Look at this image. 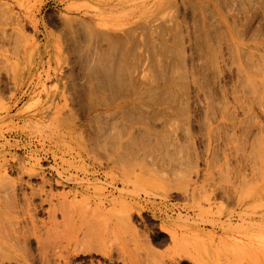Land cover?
Returning <instances> with one entry per match:
<instances>
[{"label": "rangeland", "instance_id": "1", "mask_svg": "<svg viewBox=\"0 0 264 264\" xmlns=\"http://www.w3.org/2000/svg\"><path fill=\"white\" fill-rule=\"evenodd\" d=\"M195 3L208 10L198 19L188 10L184 20ZM2 10L9 14L0 12V239L10 250L0 264H264V0H0ZM75 22L87 36L100 30L126 40L131 31L141 43L150 23L170 31L175 24L182 37L170 35L180 46L202 29L203 52L218 50L216 59L215 51L198 52L217 80H204L216 89L201 91L205 114L195 124L186 112L160 116L164 146L94 150L82 134L87 110L63 95L67 84L83 85L63 60H73ZM4 31L14 34L10 44ZM91 41L98 42L80 39ZM175 63L173 76L175 67L182 78L190 72ZM71 69L76 78L64 80ZM122 125L119 133L130 126Z\"/></svg>", "mask_w": 264, "mask_h": 264}, {"label": "bare ground", "instance_id": "2", "mask_svg": "<svg viewBox=\"0 0 264 264\" xmlns=\"http://www.w3.org/2000/svg\"><path fill=\"white\" fill-rule=\"evenodd\" d=\"M175 4H177V3H175ZM189 4H192V3H189ZM203 4H205V3H202V5H199V3H195L194 5L188 6L184 10V14H182L183 15L182 17L184 18V20H185V17L188 18L190 16V15H188V13H189V12H187L188 10H190V13H191L193 19H194V17L197 18L196 16H199L201 14L199 12H201L202 8L205 10H208L206 7L207 5L205 6ZM173 5H174V3H173ZM5 10L7 11V9H5ZM210 10L211 9H209V11ZM4 11L2 10L0 12L4 13ZM9 12H11V11L9 10ZM180 12H183V10H181ZM203 12H204V10H203ZM210 13H212V11ZM213 13H214V11H213ZM8 14L9 13H7V15H5V14L1 13L2 16L3 15L8 16ZM214 14H216V13H214ZM12 15H14V16H12V17L9 16L11 18V20L8 17H6V19L4 17V20H7L6 22L11 23L13 17L14 18L16 17L14 12ZM159 16L160 15H158V17ZM213 16L215 17V15H213ZM19 17H21V15ZM150 17H149V19H150ZM209 17H210V15H209ZM216 17H218V16H216ZM154 18L157 19V17L155 15L151 19H153V21L154 20L157 21ZM160 18L158 19V21L160 20ZM183 18L180 17L179 19H183ZM207 18H208V16H207ZM215 19H212V20H215ZM18 20H20V19L17 18L16 21L15 20H13V21L17 22ZM78 20H76V22L81 21V20H79V21ZM200 20H202V19L200 18ZM22 21H20V22H22ZM144 21H147V19H145ZM0 22L4 23L2 20ZM81 22H82L81 24H84L83 21H81ZM148 22H150V21L148 20ZM157 22H155V25ZM191 22L192 21H190L189 23H191ZM23 23H21V25ZM79 23H76V25H74L75 28H77L79 26L78 27L79 29L77 28L78 30L75 29L76 32L74 31V27L71 26V28H73L72 29L73 32L76 34V35L72 36V39L70 38V40L72 42L70 44V45H72L71 46L72 47V50H71L72 54L70 53V55H72L71 57H73V60L70 58H65V59L63 58V60H64L65 64H67V66L72 65V67L74 69L76 67L79 70V72H80L79 74L82 75L80 80L83 82L82 83L83 85L79 86L78 80H75L74 84L72 83L71 86H69V84H67L66 93H65V88H64L63 95H65V94L69 95V99H71L69 101H71L73 103L72 105H75V106L77 103V105H79L78 108L80 111L83 110V109H81L82 106L83 105L85 106V107L83 106V108H85V110H87V114H86L87 116H86V120L84 121V123L81 126L84 127L86 125L87 127L85 126L84 127L85 129L82 128L83 129L82 134L85 135V142L90 147H92L94 150H97V149L101 148L102 146H104V147H107L110 149H114L115 153L121 154V152H124L127 150L130 151V149H134L135 147H139V149L141 147V150L144 149V151H146L147 149H153V148H156L159 146H164L165 144H168V142L162 140L160 138L159 133H160L161 129H163L164 127H166L168 125V123L166 120H164L165 118H162L163 121L164 122L166 121L167 124H166V126H163L164 124L162 126H160L159 122H157V120L160 116L164 115L165 117H169L168 119H171V117L172 118L179 117L182 113L184 115V113L186 112L185 116L188 113L191 115L193 114L192 118H191V115L188 114V118H189L188 124H195L196 119L194 120V118L200 117L199 114H201V115L205 114L204 113L205 108L203 106L204 103H202L205 101L201 100L202 99L201 98V91H202L203 95L204 94L206 95V92H208V93L212 92V90L215 89L214 87L211 91H207V90L209 88L211 89L213 84H214V86H216L215 83L217 80H214V78H215V77H213L215 75L214 71L213 72L208 71V68H207L208 65L206 68L204 67L206 65H201L203 59L205 62V63L203 62V64H206V62H207L210 65L209 62L211 60L209 61V59H208V61H205V58H203V59H201V58L206 57V55L208 54L207 52H209V55L211 56L212 53L215 51L214 50L212 53H210L212 51V49H211V51H209L210 50L209 49L206 53L203 52V49L206 47L205 46L206 40L204 37L202 38L200 35L198 37V35H197V33L198 32L200 33V31L202 29L201 30L199 29L200 31L197 29V31H198V32L196 31L197 33L194 32L196 28L194 29L193 32L191 31L192 33H195V35L190 33L191 37L186 39V41L184 40L185 44H183V45L181 44L182 47L179 45L181 42H178L180 40V38L179 37H178V39L176 38L179 34L178 31L181 32L182 28L180 27L181 28L180 30L176 29L177 31L175 30V32H177L178 34H174V31L172 29V27H175L174 23H173L174 26L171 27V31H170L169 26L171 24L167 27V29H168L167 30V29H164L165 26H167L165 24H164L165 26L163 28H160L161 25L163 26V24H161V22H160L161 25L157 24L158 28H156L157 26L152 25L154 23H152V24L150 23V26L148 25V27L150 28L149 30L152 32L148 34V31H147V33H145V34H146V36L151 34V37H148V40H147L146 36L145 37L142 36L146 40L145 41L142 39V41H144V43L140 42L141 40L139 39V37H137L139 40L135 39V36L133 37V35H132L133 32H131V31L130 32L129 31L124 32V34H126V40H125L124 39L125 37L123 34L119 33L117 35V34L106 33L105 31H103L101 33V31L98 30L100 33L97 31L96 32L92 31L93 33L92 32L88 33V35L91 38H96L98 40V42L93 44L92 43L93 41H91V43H88V45H86V44L84 45L80 42V39L83 37H89V36L85 35V34H87V32H84L86 29L84 31L81 30L82 27L84 29V25L86 23L84 25H80ZM175 23L177 25V22H175ZM72 24H74V23H72ZM197 24H198V22H197ZM202 24H203V22H202ZM9 25H11V24H9ZM21 25L19 24V25H15L13 27H16V26L19 27L20 26L19 28L21 29L22 28ZM181 25H183V23ZM66 26H68L67 28L70 29L69 24H66ZM144 26L141 25V28ZM198 26L200 27L201 24L200 25L198 24ZM85 27L87 28V24L85 25ZM146 28L147 27L145 26V28L143 30L145 31ZM205 28H207V27L205 26ZM159 29H164V30H162V32H161ZM146 30H148V29H146ZM158 30L161 32L160 35H158L159 34ZM12 31H14V30H12ZM141 31H142V29H141ZM186 31L184 34H186ZM218 31L220 33V30H218ZM222 31H224V30L222 29ZM4 32H6V31H4ZM11 32H9V33H11ZM104 32H105V34H103ZM170 32L173 33V36H176V37H171L172 34L170 35ZM183 32H181L179 34V36H181ZM215 32L212 34H215ZM7 33L8 32H6V34ZM14 33H15V35H16V33H17V35L19 34L17 31L16 32L14 31ZM136 33H135V35H136ZM187 33L189 34L188 31H187ZM202 33H203V31H201L200 34H202ZM8 34L3 35V36L8 38ZM11 34L14 35L13 32ZM11 34H9V36ZM188 34H186V35H188ZM167 35H169L171 38L170 37L168 38ZM192 35H193V37L195 36V40L192 37ZM260 35H261V33H260ZM11 36H10L9 44L11 43V39H14V36H12L13 38H11ZM206 36H208V35H206ZM210 36H212V35L210 34ZM210 36L207 38L208 39L211 38ZM222 36H224V35L222 34ZM238 36H240V35L238 34L237 37ZM155 37L157 38L156 40H155ZM173 39H175L178 42V44ZM181 39H182L181 41H183L184 38H181ZM171 40H173V43L175 41V43H174L175 47H176V45L177 46L179 45L182 49L179 50V48H178L179 46L177 47V50L175 47L172 48V46L169 45V43L172 42ZM204 40H205V42H204ZM103 41H108V47H106L103 43H101ZM184 41L182 43H184ZM207 42L211 43L208 40H207ZM116 43H118V44L116 45ZM171 45H172V43H171ZM106 49H108V50H106ZM145 49H147V50L144 51ZM205 49L207 50L208 47H206ZM178 50L180 51V53H177ZM182 50H183V52H181ZM206 50H204V51H206ZM69 52H68V54H69ZM198 52H200V53L203 52V53H201L202 55L205 53L204 54L205 56L200 57L201 55H199ZM215 52H216L215 54L213 53L215 56L214 55L213 56H214V58L215 57L217 58L216 55L218 53V50ZM187 53L193 58V59H191V61L189 59H188L189 61H187V59L185 57ZM179 54H180V57L178 56ZM220 54H221V51H220ZM209 55H207V58ZM18 56H19V53H18ZM213 56H211V57H213ZM207 58H206V60H207ZM9 59H10V57H9ZM158 59H160V61H162L161 62L162 64L160 63V61H159L160 64L159 63L157 64ZM218 59L213 60V63L214 62L218 63L217 62V61H219ZM200 60H201V64H200ZM178 61H180V62H178ZM175 62H178V63H175ZM174 63H175V66H176V64L182 65L181 66L182 68H186L185 67L186 65L189 66L190 72H188L189 71L188 68L184 69V70H187L186 72H184V73H186V75H185L186 78H185V76L183 78H182V76L180 77V75H181L180 71H181V73L183 71L181 69H180V71H178L179 69H177V67H175V69H176L175 71L178 73V75L179 74L180 75L178 76L176 73V76H178V78L176 76L172 75V73L175 74V72H173L174 68H172V66L174 67ZM210 66H212V65H210ZM72 69L70 71L69 70L68 71L71 72ZM205 69H206V71H208L209 75L208 74L205 75ZM210 70H212V69H210ZM75 71H74V73L71 72L70 75H69V73H67V76L65 77L64 80H67V79H73L74 80L76 78L77 73H78ZM210 72L213 73V76L210 75L211 74ZM75 73H76V75H75ZM148 73L149 74L151 73V75H153V76H151V78H153V80H151L150 76H148L150 78V80L148 81V78H147V75H149ZM15 78H16V75H15ZM188 78H190L192 81L188 80V83H186L187 81H185V79H188ZM217 78H219V77H217ZM61 79H63V77ZM204 80H206L207 82H211L212 80H214L215 83H214V81H212L213 82L212 85L210 83L205 84ZM219 81H222V80L220 79ZM219 81L217 83H220ZM208 84L210 85L209 88H208V86H209ZM206 85H208V86H206ZM216 88H218V87H216ZM204 89H206V90H204ZM203 91L204 92L206 91V92L204 93ZM217 92H219V90ZM214 93H216V92H214ZM180 95H181V98H180ZM210 95L211 94H209V96ZM107 96H109L110 98L108 97L109 98L108 99ZM212 96L216 97L217 95L214 94V95H211V97ZM105 100L109 103H106ZM104 102H105V104H104ZM192 106H193V108H192L193 111L191 109ZM84 113H85V111H84ZM64 116H65V114H64ZM58 119H60V117H58ZM187 120H186V123H187ZM125 122H128L130 124V126L127 128L128 131L124 130L125 131L124 133H119L120 128L125 129L122 127L123 126L122 124ZM62 124H64V123H62ZM169 125L173 126L171 124H169ZM198 125H200V124L197 123V126ZM92 127H94V128H92ZM86 128H87V130H88V128H90L91 130L87 131ZM167 128H168V126L166 127V129ZM192 128H193V126H192ZM117 129L119 130V132L117 131ZM84 130H86V132H84ZM199 131H200V129H199ZM177 142H178L177 140L173 141L171 146H176ZM134 150H137V148ZM116 156L117 157H114L115 160H113V161L116 162L118 159L120 162V158L122 159V155H120V157H119V155H116ZM124 160L125 159L123 158V160H121V161L123 162ZM3 214H5V213H3ZM3 214L0 217V221L2 224L6 220V217L3 216ZM0 237L2 239H5L4 227L3 228L0 227ZM9 250H10V246L8 244H6L3 240L0 239V258H5V252L9 251Z\"/></svg>", "mask_w": 264, "mask_h": 264}]
</instances>
